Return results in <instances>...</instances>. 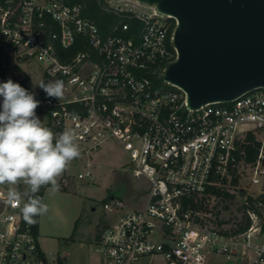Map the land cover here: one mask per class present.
Wrapping results in <instances>:
<instances>
[{
    "label": "built area",
    "instance_id": "obj_1",
    "mask_svg": "<svg viewBox=\"0 0 264 264\" xmlns=\"http://www.w3.org/2000/svg\"><path fill=\"white\" fill-rule=\"evenodd\" d=\"M106 5L138 26L123 20L104 34L80 3L0 0V50L39 60L48 81L64 82L63 98L47 96L42 109L53 132H76L81 154L71 163L86 165L79 179H95L93 157L115 141L135 176L149 183L143 209L120 213L122 201L105 203L106 211L120 215L99 234L96 251L105 264L149 256L166 264H206L210 252L264 264V248L256 243L264 204L253 207L251 191L243 199L251 221L244 232L225 233L211 222L213 201L242 188L241 165L249 166L252 186H264V88L189 108L187 93L164 79L178 57L177 19L139 0ZM249 145L258 151L253 161ZM5 201L0 198V264H50L34 223L23 218V201Z\"/></svg>",
    "mask_w": 264,
    "mask_h": 264
},
{
    "label": "water",
    "instance_id": "obj_2",
    "mask_svg": "<svg viewBox=\"0 0 264 264\" xmlns=\"http://www.w3.org/2000/svg\"><path fill=\"white\" fill-rule=\"evenodd\" d=\"M177 19L164 79L199 108L264 88V0H139Z\"/></svg>",
    "mask_w": 264,
    "mask_h": 264
},
{
    "label": "rangeland",
    "instance_id": "obj_3",
    "mask_svg": "<svg viewBox=\"0 0 264 264\" xmlns=\"http://www.w3.org/2000/svg\"><path fill=\"white\" fill-rule=\"evenodd\" d=\"M107 3V0H104ZM7 76L14 82L29 78L27 81L28 91L35 94V97L44 92L38 84L41 81L47 82L43 63L39 60H25L20 58H10V64L7 66ZM20 69H19V68ZM2 103V97H0ZM42 122H46L45 113L38 115ZM84 163H70L66 171L58 178L60 188H68L72 196L66 202L62 198L48 194L44 203L48 206L46 216L52 208L63 214L64 207L73 209L84 204L82 214L80 215L79 228L86 231L79 235L80 240L71 243L68 249L71 255L68 258L71 264H87L89 260L100 259L102 255L96 252L94 236H97L105 228L113 224L120 213L124 211L143 209L147 203L149 194V183L143 177L135 176L129 164V157L126 152L115 141H110L105 149L93 157L92 171L95 179L86 182L79 179L78 174L85 168ZM240 187L231 188V197H221L215 199V210L212 213L211 222L218 230L234 234L241 226L246 223L247 210L243 204V199L249 191L258 198L261 189L264 186H252L250 183V168L248 165H241ZM26 186L21 184L18 190L25 191ZM7 186H0V198L6 197ZM59 195V194H58ZM112 198L124 203V208L119 212H108L105 210V203ZM50 217V216H49ZM63 218H65L63 216ZM261 235L259 236V238ZM82 239V241H81ZM81 243H84L83 245ZM40 244L46 253L50 264L54 263L55 256H58L61 250L62 242L41 238ZM135 264H166L161 256L145 257Z\"/></svg>",
    "mask_w": 264,
    "mask_h": 264
},
{
    "label": "clouds",
    "instance_id": "obj_4",
    "mask_svg": "<svg viewBox=\"0 0 264 264\" xmlns=\"http://www.w3.org/2000/svg\"><path fill=\"white\" fill-rule=\"evenodd\" d=\"M38 86L50 98L64 96L62 80L41 81ZM0 97V186H7L5 202L23 201L24 220L35 223V217L48 211L36 194L42 187L57 192L58 178L81 154L77 134L47 127L36 115L40 101L35 94L12 79L0 82ZM21 184L26 186L23 192L18 190Z\"/></svg>",
    "mask_w": 264,
    "mask_h": 264
},
{
    "label": "crops",
    "instance_id": "obj_5",
    "mask_svg": "<svg viewBox=\"0 0 264 264\" xmlns=\"http://www.w3.org/2000/svg\"><path fill=\"white\" fill-rule=\"evenodd\" d=\"M61 183H63V180H61V182H58V184ZM63 185L66 186L64 183ZM47 194H48V188L44 193L43 202L45 201ZM55 194H57L56 197L62 198V200L65 202L69 199L67 198V196H72L68 188L65 189L60 187L57 192L51 193L52 196H54ZM83 208H84L83 203H80L79 207L75 205L73 209H69L68 207L65 209L64 207L62 216L59 211L52 208L51 212L49 211V214L47 216L45 214L40 216L39 230H38L39 238L40 239L49 238L51 240H58L59 242L63 243V246L61 245L62 247L61 250H59L58 256H55V260L53 264L72 263L68 260V258L71 255V251L68 249V247L70 246L71 243L80 240L78 234L81 235L86 232L79 228L80 215L82 214ZM63 216L65 218H63ZM76 233L78 234L76 235ZM99 234L97 236H94L95 245ZM260 235L261 237L259 238ZM260 235L257 237L256 243L264 248V231ZM81 244L83 245L84 243ZM87 264H105V263L103 257H100V259L97 260L94 259L89 260ZM206 264H247V263L241 257L227 259L223 255L217 254L215 252H210L207 256Z\"/></svg>",
    "mask_w": 264,
    "mask_h": 264
},
{
    "label": "trees",
    "instance_id": "obj_6",
    "mask_svg": "<svg viewBox=\"0 0 264 264\" xmlns=\"http://www.w3.org/2000/svg\"><path fill=\"white\" fill-rule=\"evenodd\" d=\"M69 1L71 3H80L83 6L84 16H86V17L90 18L91 20H93L94 22H96L104 34L108 33L112 26L117 25L119 22H121L123 20L124 21H130L133 28H136L138 26V22L136 20H129L128 18L119 16V15L115 14L113 11L109 10L107 8V5L104 2V0H69ZM74 50H75V48H74ZM74 50H72V52ZM8 64H10V58L5 54V52L3 50H0V82H6L9 79L7 76ZM28 80H29V78H27L25 80H21L18 83L22 87H24L25 89L29 90L28 86H27ZM46 97H47V95L45 92H42L35 97L37 100L40 101V105L36 110L37 116L44 112L42 109V101ZM247 151H248L247 159L249 161L255 160V157L257 156V153H258L257 149L254 148L253 146L249 145L247 147ZM46 189L47 188L42 187L40 189L39 193L36 194L42 200H43L44 193H45ZM224 196L225 197H231L232 195L230 193H225ZM250 202H251L253 207L255 206L256 202H262L264 204V196H259L257 199H253L252 197H250ZM256 210H258V209H256ZM34 219L36 221L34 223V227H35L36 231H38L39 230L40 216H37ZM250 222L251 221L249 220V218L246 217V223L243 226H241L235 233L244 232L249 227ZM263 231H264V226H263Z\"/></svg>",
    "mask_w": 264,
    "mask_h": 264
}]
</instances>
